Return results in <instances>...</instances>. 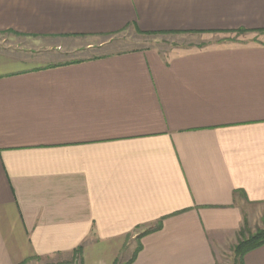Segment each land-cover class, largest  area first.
I'll list each match as a JSON object with an SVG mask.
<instances>
[{"label":"crops","instance_id":"1","mask_svg":"<svg viewBox=\"0 0 264 264\" xmlns=\"http://www.w3.org/2000/svg\"><path fill=\"white\" fill-rule=\"evenodd\" d=\"M129 28L264 33V0H0V264H225L264 222V42L58 60Z\"/></svg>","mask_w":264,"mask_h":264},{"label":"rangeland","instance_id":"2","mask_svg":"<svg viewBox=\"0 0 264 264\" xmlns=\"http://www.w3.org/2000/svg\"><path fill=\"white\" fill-rule=\"evenodd\" d=\"M0 38L4 41L9 40L8 36L4 34H0ZM11 40L15 42L23 41L20 39L12 38ZM101 40H104L106 43H104L103 46L100 48H98V46H95V48L92 49H85L84 46H79L78 49L68 48L66 50H59L61 51L60 53H63V56H60V59L58 60H82L90 57H97L106 54L121 53L134 50H155L159 52L163 57H168L173 54V52H187L192 50H198L201 48H209L217 43H262L264 42V33H251L240 31L212 34L180 33L143 35L129 28L125 29L120 33L101 38ZM76 43L77 42H75L74 45ZM33 52L38 54V51ZM263 226L264 222L260 225H255L251 227H247L245 225V231L243 235H241V239L243 237H248L249 235L254 234L258 229L263 228ZM235 246L232 249V254L227 255V258L225 259V264H239L240 260L238 257H236L234 253ZM79 254L80 252L78 251L73 253V258L46 259L43 260V262H40L39 264H80ZM130 261L131 259H129L127 263Z\"/></svg>","mask_w":264,"mask_h":264},{"label":"trees","instance_id":"3","mask_svg":"<svg viewBox=\"0 0 264 264\" xmlns=\"http://www.w3.org/2000/svg\"><path fill=\"white\" fill-rule=\"evenodd\" d=\"M244 32V31H243ZM161 226L157 225L153 230H148L140 235L143 236L145 234H148L154 230L160 229ZM245 231V225H243V228L241 229V235H243ZM264 245V226L261 229H258L254 234L249 235L248 237H243L235 246L234 253L236 257L241 260L243 255L251 250H254L260 246ZM80 249H77L75 252H78ZM136 252L134 253L133 257L131 258V261L128 262L129 264L135 259ZM127 263V264H128Z\"/></svg>","mask_w":264,"mask_h":264}]
</instances>
